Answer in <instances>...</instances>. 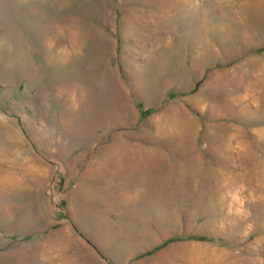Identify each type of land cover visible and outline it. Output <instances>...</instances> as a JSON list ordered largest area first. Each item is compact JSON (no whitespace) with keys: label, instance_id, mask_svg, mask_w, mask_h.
I'll list each match as a JSON object with an SVG mask.
<instances>
[{"label":"rangeland","instance_id":"1","mask_svg":"<svg viewBox=\"0 0 264 264\" xmlns=\"http://www.w3.org/2000/svg\"><path fill=\"white\" fill-rule=\"evenodd\" d=\"M115 142L136 170L92 176ZM0 264H264V0H0Z\"/></svg>","mask_w":264,"mask_h":264},{"label":"bare ground","instance_id":"2","mask_svg":"<svg viewBox=\"0 0 264 264\" xmlns=\"http://www.w3.org/2000/svg\"><path fill=\"white\" fill-rule=\"evenodd\" d=\"M144 16H141L138 14V12L133 13L132 19L130 22H128V27H131L132 29H139L141 32L143 31L144 34L149 33L150 31V26L148 24V19L145 18V12H142ZM141 16V17H140ZM147 16V14H146ZM149 16V15H148ZM144 17V18H143ZM145 20L140 24L141 20ZM153 18V17H152ZM154 21V20H153ZM159 21V20H158ZM141 27V28H140ZM135 31V30H134ZM62 32V31H61ZM66 32V31H65ZM78 31L77 30H69L70 34H76ZM142 33V34H143ZM80 35V34H79ZM63 36V35H62ZM77 38V37H76ZM75 39V38H74ZM54 41V39H53ZM66 41V40H65ZM76 40H72L74 42L73 44L77 46ZM48 44V47L53 50L54 48L59 47L58 42H49L47 40L46 42ZM61 43V42H60ZM61 45V44H60ZM79 51V50H78ZM70 53V52H69ZM69 55V54H68ZM76 55V54H75ZM74 55V56H75ZM77 56V55H76ZM75 56V57H76ZM91 56V55H90ZM67 57V56H66ZM69 59V58H68ZM74 59V58H73ZM72 59V60H73ZM77 59V58H76ZM84 59V57H83ZM81 57L78 58V61L83 60ZM49 61L53 62H61L60 58L58 55H51ZM63 63V62H62ZM70 63V62H69ZM78 63V62H77ZM76 63V64H77ZM87 63V62H86ZM60 64V63H59ZM29 67L27 69V75L29 74L32 78L33 81L37 80L40 78L41 74L37 72L36 69L30 66V64H27ZM93 65V64H92ZM93 67V66H92ZM88 68V66H87ZM86 68V69H87ZM91 68V67H90ZM181 68V67H180ZM81 69V68H80ZM84 69V70H86ZM76 70V69H75ZM74 69L68 70V71H63V79H64V84L66 85V90L65 92L61 91L60 94L64 95V101L63 104L66 106L64 109L66 114L64 117V122H63V129L67 133H72L73 135H77V137L80 140H84L83 142H87L91 132L93 130L94 124L96 121L99 119L96 117V108H97V101L95 100V95L92 93L90 90L91 87V81L90 78L89 80H86L85 82V77L83 79L82 75H78L77 71ZM94 71V70H93ZM91 73V72H90ZM99 73V72H98ZM177 74V73H176ZM28 75V76H29ZM78 75V76H77ZM90 75V74H89ZM98 76V75H97ZM175 76V75H174ZM81 77V78H79ZM90 77V76H89ZM103 77V76H102ZM79 78V80H78ZM84 80V81H83ZM97 81V80H96ZM96 92V91H95ZM73 94V96H72ZM103 99V98H102ZM107 103V102H106ZM101 104V103H100ZM99 108V107H98ZM103 109V108H102ZM104 112V111H103ZM183 113V112H181ZM104 115V114H103ZM76 118H80L78 122H76ZM183 118L186 119L185 114H183ZM183 119V120H184ZM164 122H172L174 126H177L181 124L182 118L175 120L172 118L171 120L167 117L165 114L163 120ZM122 122V121H121ZM184 122V121H183ZM162 125V124H161ZM76 129L78 130V133H76ZM61 138V137H58ZM47 139V138H46ZM57 141V139L55 140ZM61 141V140H60ZM59 141V142H60ZM46 142V141H45ZM52 142V141H51ZM52 143H58V142H52ZM89 143V142H88ZM43 144V143H42ZM86 144V143H85ZM59 145V143H58ZM83 146H87L82 144ZM191 151V150H190ZM130 152V146L121 142H115L109 145L104 149L103 153V158L101 162L95 163V165L91 168H89L88 172L92 176H105L104 171L105 170H111L112 175H116V179L119 177L121 178L122 176H129L130 172L135 171L136 167L134 165V162L128 158V153ZM189 153V152H188ZM187 153V154H188ZM191 153V152H190ZM146 157V156H145ZM150 157V156H149ZM153 157V156H152ZM198 157V160H200V157ZM99 161V160H98ZM202 161V160H201ZM199 162V161H198ZM187 164V163H186ZM193 172H197L198 168L193 167L192 168H187ZM203 169V168H202ZM200 170V168H199ZM185 172V171H184ZM199 172V171H198ZM126 173V174H125ZM125 174V175H124ZM196 174V173H195ZM122 175V176H121ZM108 177V176H107ZM114 179V178H113ZM201 199V198H200ZM199 201V200H198ZM203 202V201H201ZM200 203V202H198ZM212 206V205H211ZM198 214V212H197Z\"/></svg>","mask_w":264,"mask_h":264}]
</instances>
